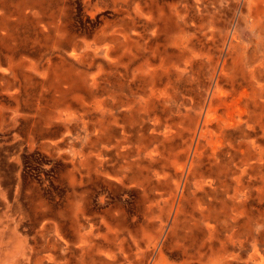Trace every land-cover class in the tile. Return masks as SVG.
Returning <instances> with one entry per match:
<instances>
[{
	"label": "bare ground",
	"instance_id": "1",
	"mask_svg": "<svg viewBox=\"0 0 264 264\" xmlns=\"http://www.w3.org/2000/svg\"><path fill=\"white\" fill-rule=\"evenodd\" d=\"M129 2L126 3L127 8H130ZM24 3V56L12 69L15 74L19 72L22 76L18 87L24 89L25 105L31 98L35 101L36 90L40 88L35 105L30 109L33 113L26 114L34 118L31 128L36 129L42 124L48 127L60 124L59 127L67 131V139L78 141L84 133L92 141L90 150L83 144L74 149L73 168L76 173L72 172V183H77V176H80L82 183L84 174L93 165L99 167V170H105L107 163L118 167L115 172L121 178L145 189L166 188L173 180L175 183L170 194L159 197L166 201L162 206L157 197L150 199L155 207L157 205V211L168 207V218L162 223L164 226L160 223L157 238L161 239L168 233L169 220L178 218L177 208L186 198L183 207L191 203V217L196 216L197 219L194 223L186 219L175 221L167 239L169 246L180 252L182 264H234L232 261L222 262L223 255L233 254L229 251L230 242L242 246V242H246L243 240L253 233V228H242L245 220L239 219L236 213L222 211L233 207L240 211L244 206L242 202L230 199L233 206L228 207L229 202L223 197L221 186L227 184L225 175L232 172L225 168H217L216 171L211 162L204 170L203 157L207 156L211 160L214 157L217 160L227 152V148V153L233 158L236 151L239 152L237 157L241 159V169L238 177L243 176L248 169L252 170L254 159L263 160L264 149L257 143L259 140L253 137V133L257 127H261L264 135V25L255 29L251 42L244 41L236 30L222 27L221 46L212 66V44L208 41L203 43L199 35H204L207 40L210 37L212 39V21L229 5L228 1L182 0L181 6L178 2L173 3L170 12L155 0L143 4L135 2L133 14L128 12L118 22L106 24L93 33L90 40L76 39L73 35L63 37L56 24L44 21L41 15L43 11L38 5L40 0H24ZM256 3L260 7L254 10ZM244 6L246 12L242 10ZM34 8H38L41 13L36 10L31 16L28 11ZM239 10L244 18H252L255 13L254 19H257L259 15L264 16V0H243ZM207 24L211 27L209 30ZM195 39H198L197 43ZM64 53L74 63L85 67L75 69L72 65L67 69L68 74L64 78L72 75L68 77L71 89L76 92L77 88L89 86L94 101L102 109L103 121L95 126L94 139L91 138L93 132L88 130L89 122L83 118L84 115L73 118L71 104L67 103L57 112L55 108L48 114L41 110L42 102L48 101L44 98V87L56 90V67L59 65L56 57L65 61ZM229 54L236 58L234 66L240 67L238 71L225 67L226 56ZM202 67L208 70L206 83L199 81L203 83L204 89L196 97L187 98L183 88L187 84L194 86L193 76ZM46 74L50 75L47 79ZM162 79L167 80L161 92L166 97L163 104L170 105V119L168 115L162 118L157 113V99L153 97V86ZM192 87L189 90L193 93ZM51 101L56 103V99ZM174 115L188 116L191 129L183 147L184 160L172 173L169 172L167 161L161 165L159 163L169 148L175 150L178 147L173 142L176 135L171 136L175 134L173 129L179 125L173 120ZM120 116L124 126L130 129H135L136 123L140 122L145 128L149 120L153 125L152 131L161 132L162 140L143 136L136 137L138 142H135L131 138L132 133L113 141L112 137L117 134L114 125L119 123ZM73 119L76 123L81 122L82 133L80 130L74 132L76 123L72 124ZM122 141L127 142L126 145ZM61 142L57 143V147L65 144L66 138L61 139ZM156 142L158 144L155 145ZM50 145L56 149V141L50 142ZM112 148L120 149L116 158H112ZM93 153L98 161L92 160ZM157 154L161 155L155 157ZM219 167H223L222 164ZM234 180L233 190L237 189L234 193L239 195L238 188L241 186L236 178ZM188 186L193 190L190 191ZM78 203L76 205L79 207L71 220L79 226L78 247L81 253L73 264H113L120 253L128 258L126 261L132 258L133 264H174L161 246L154 253L137 247L132 252L134 255L127 256V240L123 236L119 238L117 247L111 244L108 252L103 251L102 244L96 239L95 226L89 223V227H82L83 223L78 222L79 213L83 210L80 201ZM223 217L229 222H223ZM62 226L58 223L56 227L55 222L40 227L38 235L41 234L43 240L36 237L33 264H68L65 256L56 258L57 250L70 249V242L59 229ZM219 230L224 231L227 237L218 247L212 244V237ZM257 239L264 246V234L253 236V240ZM183 240L185 244L181 245L180 241ZM216 252L219 253L218 258L212 255ZM241 253L237 256L240 257ZM260 264H264V257H261Z\"/></svg>",
	"mask_w": 264,
	"mask_h": 264
},
{
	"label": "rangeland",
	"instance_id": "2",
	"mask_svg": "<svg viewBox=\"0 0 264 264\" xmlns=\"http://www.w3.org/2000/svg\"><path fill=\"white\" fill-rule=\"evenodd\" d=\"M127 1H130V8L126 6ZM145 1L148 0H40L38 5L43 12L41 13L38 8H34L28 13L32 16L36 10H39L38 12L44 17V21L56 24V28L58 27L60 30L59 34H63V37L73 35L76 39L90 40L92 34L106 24L118 22L128 12L133 14L135 2L143 4ZM155 1L165 6L167 12H170V6L173 3L178 2L179 6L182 4V0ZM225 1H228V7L225 6L212 21V39L210 37V40H207L204 35H199L202 37L200 40L203 43L208 41L209 44H212V66L217 60L218 49L221 46L220 29L222 27L236 30L244 41L251 42L255 29L264 25L263 15H259L257 19H254L255 13L252 18L243 17L239 10L243 0H224V3ZM258 5L256 3V6H253L254 10L255 7H260ZM24 6V0H0V13H4L8 7L12 11L19 9L23 12ZM242 10L246 12L245 6ZM16 19L18 20L16 23L20 24L16 31L18 36L11 42L21 44L20 39L23 37L24 31L21 24L24 25V19L22 16ZM210 28V25L207 24V29ZM197 41L198 39L194 40L195 43ZM63 57L66 58L65 61L56 57V63H59L56 67V74L58 75L56 77V90L53 87H44V98H47L48 101L42 102L41 110L44 114H48L55 108L57 112L62 110L67 103L71 104L73 118L84 115L83 118L89 122L88 127L90 129L87 127L88 130L93 132L91 138L94 139L95 129L103 121L102 109L98 102L94 101L89 86L84 85L77 88L76 92L71 89V85L68 83L69 75L64 78V75L68 74L67 69L72 65L75 69H84L85 67L74 63L66 53ZM226 58L225 67L232 71H238L240 67L234 66L236 58L231 54L227 55ZM8 59V51L2 49L0 52V264H33V252L35 250L33 246H35L36 237L38 236L39 240L40 238L43 240L41 234L38 235L40 227L43 224L52 225L55 222L56 227L58 223L63 225L59 229L61 228L64 237L70 242L69 251L57 250L56 255L58 256L56 258L65 256L66 260L68 259V264H73L78 257L80 258L79 254L81 253L78 247L80 242L78 237L79 226L71 220L79 207L76 205L78 201L82 204V211L84 212V214L82 211L79 213L78 222L83 223L82 227H89V223L95 226L96 239H99L98 242L102 244L103 251L108 252L111 244L114 245L113 247H117L119 238L123 236L127 240L125 245L127 256L134 255L132 252L137 247L146 250L148 253H154L157 247L161 246L167 252L166 254L172 263L182 264L181 254L174 252L176 248L170 247L167 239L175 221L178 222L183 219L190 221V223L196 221V216L195 218L191 217V203L183 207L186 198L183 199L181 206L177 208L179 210L178 218L169 220L168 233L163 238L158 239L159 229L164 226L162 223L168 218V207L162 211H157L159 210L157 205L155 207L150 201L151 198L157 197L158 203L162 206L166 201L159 197H167L175 181L172 180V184L166 188L145 189L143 186L121 178L115 172L118 167L115 168L111 163H107L105 170H99V167L93 165L91 170L84 174L82 183H80V176L76 174L77 183L73 184L72 172L76 173L73 168L74 149L83 144L90 150L92 141L82 133L83 129L80 130L82 124L81 122L76 123L75 119L72 121V124L76 123L74 132L80 130L79 132L82 133L78 141L67 139V131L63 127H59L60 124L52 127L42 124L39 126L40 128L32 129L31 124L34 118L27 117L26 114L33 113L30 109L35 105L40 88L36 90L35 101L31 98L29 103L25 105L22 101L25 95L20 86H17L19 83L16 86L13 85L14 71L4 72L5 69H9ZM196 72L192 82L194 86L187 84L183 88L187 98L196 97V94L204 89L203 83H199V81L206 83L208 70L202 67L200 71ZM51 73L52 71H50V75ZM50 75L46 74L45 78L47 79ZM240 76L241 74L238 75L239 78ZM166 83L167 80L165 79L155 83L153 97L154 100L157 99V113L162 118L168 115V119H170V105L169 103L163 104L166 97L161 92ZM191 87L194 88L193 93L189 90ZM149 89L150 86H148L150 92ZM51 99H56V103H53ZM17 108L20 113L14 117L12 112ZM173 120L179 124L177 128L173 129L175 134H171V136L176 135L173 142H176L178 147L175 150L169 148L162 156L164 159L161 158L163 160L159 163L161 165L167 161L170 165L169 172L172 173L175 168L180 167L179 163L184 160L183 147L191 129L188 116L174 115ZM147 121L148 124L145 128L140 122L136 123L135 129H130L124 126L122 116H120L119 123L114 125L117 134L112 137V140H120L123 138L122 135H132V133L134 134L131 138L135 142H138L135 140L136 137L143 136L162 140L161 132H153V125L149 120ZM253 137L258 138L257 143H260L264 149V135L261 127L256 128ZM63 138H66L65 144L57 147V143H62L61 139ZM54 141H56V149L50 145V142ZM101 142L103 141L101 140ZM122 143L126 145L127 142L122 141ZM119 150L112 148L110 152L112 158L117 157ZM226 150L229 151L228 148ZM227 152L223 153L217 160L214 157L212 160L208 159L207 156L203 157L204 170L209 167L211 162L212 166L216 167V171L217 168H225L232 172V174L225 175L227 184L221 186V189L224 190L223 197L229 202L228 207L233 206V201L230 199L242 202L244 207L240 208V211H236L234 207V209L227 208L225 210L232 214L236 213L239 219L245 220L247 216L253 217L251 220L253 233H250L248 239L243 240L246 242H242V246L230 242L229 251L233 254H224L222 262L260 264L261 257H264V246L259 244L258 239L257 241L253 240V236L264 234V152L263 160L254 159L252 170L248 169L240 177L238 175L241 169L239 164L241 159L237 157V154L240 153L236 151L234 161L231 154ZM160 155L157 154L155 157ZM91 157L92 160L98 161L94 153ZM119 163L122 164V162ZM221 164L223 167H219ZM235 178L241 186L238 188L241 191H239V195L234 193V190L237 189L233 190ZM187 188H190V191L193 190L191 186ZM245 190L246 196H244ZM186 195L188 196L187 190ZM151 211L153 216L150 215ZM222 221L227 222L228 219L223 217ZM226 237L224 231L219 230L213 235L212 244L219 247L221 242L226 241ZM241 251L242 253L238 257L237 255ZM126 259L128 260L125 255L120 253L119 258L115 259L116 263L113 264L134 263L132 258L129 259L130 261H126Z\"/></svg>",
	"mask_w": 264,
	"mask_h": 264
},
{
	"label": "crops",
	"instance_id": "3",
	"mask_svg": "<svg viewBox=\"0 0 264 264\" xmlns=\"http://www.w3.org/2000/svg\"><path fill=\"white\" fill-rule=\"evenodd\" d=\"M22 14H23V12L21 10L18 9L17 11H12V9L10 7H8L6 9V11H4V13H0V48H1L0 52L2 51V49L4 51L7 50L8 51V58H9L7 60L9 69L8 68L5 69L4 72H9V70L13 71V69H12L13 65L15 63L19 62L22 59V57L24 56V54H23L24 39H25V28H24L25 26L24 25L21 24V26H23V29H24L23 37L20 39L21 44H14L11 42L12 40H15L18 36L16 31H17V28L20 26V24L16 23V22H18V20L16 18L19 16H22ZM13 75H14V84L13 85L16 86V84L18 82H22V76L19 72L16 74L14 73ZM9 81L11 82L12 80H9ZM23 90L24 89H22V92H24ZM22 101H24V104H25V98H23ZM18 110H19L18 108L13 110L12 113H13L14 117H16L20 113ZM222 211H227V210L223 209ZM250 215L253 216L252 214H250ZM247 218H250V220L245 219L244 226L242 227L244 229L252 227V221L251 220L253 217L251 218L250 216H247ZM227 222H229V221H227ZM186 231H188V229H186ZM180 243H181V245L185 244L184 240L180 241ZM174 252H177V251H174ZM178 253H180V252H178ZM212 255H213V257L216 258L219 255V253L216 252V254H212Z\"/></svg>",
	"mask_w": 264,
	"mask_h": 264
}]
</instances>
